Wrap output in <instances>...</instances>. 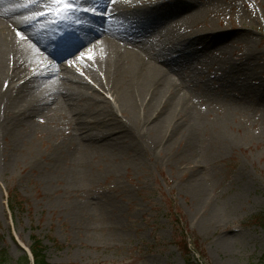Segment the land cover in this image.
<instances>
[{
	"label": "rangeland",
	"instance_id": "374dc122",
	"mask_svg": "<svg viewBox=\"0 0 264 264\" xmlns=\"http://www.w3.org/2000/svg\"><path fill=\"white\" fill-rule=\"evenodd\" d=\"M211 1L189 33L215 29L225 34V48L216 44L203 60L195 57L192 71L221 104L229 84L244 78L235 63L255 77L245 83L257 92L227 117L228 142L216 139L212 122L191 139L168 129L154 140L137 128L132 148L117 160L95 156L82 165L67 155L66 129L43 119L21 140L0 134L6 264H26L32 235L51 264H264V90H257L264 89V0ZM89 43L76 44L60 62L74 63ZM191 100L203 110L198 97ZM210 107L219 122L221 107Z\"/></svg>",
	"mask_w": 264,
	"mask_h": 264
},
{
	"label": "bare ground",
	"instance_id": "6f19581e",
	"mask_svg": "<svg viewBox=\"0 0 264 264\" xmlns=\"http://www.w3.org/2000/svg\"><path fill=\"white\" fill-rule=\"evenodd\" d=\"M153 1L71 0L77 8L67 13L61 0H0V134L21 140L43 119L66 129L67 155L82 165L95 156L117 160L132 148L137 128H147L154 140L168 129L191 139L212 122L220 131L216 139L227 143L223 125L257 93L245 83L255 77L235 63L234 72L244 78L226 87L222 104L216 101L192 63L216 44L225 48L226 36L213 28L189 33L212 1ZM177 13L184 15L173 19ZM85 42L74 63L60 62ZM216 103L219 122L209 117ZM219 218L213 214L210 224Z\"/></svg>",
	"mask_w": 264,
	"mask_h": 264
},
{
	"label": "trees",
	"instance_id": "16d2710c",
	"mask_svg": "<svg viewBox=\"0 0 264 264\" xmlns=\"http://www.w3.org/2000/svg\"><path fill=\"white\" fill-rule=\"evenodd\" d=\"M7 195L9 197V201H11L10 204L12 205L13 208H15L17 204L16 202L18 199L17 196L13 195L11 191L8 192ZM31 238L32 239H31V243L29 244V249L32 254V259H33L32 264H51L48 262V260L45 257V250L47 248H46V245L43 244L42 239L39 237H36L35 235H32ZM53 241H54V244L56 245V240L53 239ZM181 250L188 251V247L186 243L182 244ZM23 260H25L26 264H31V262L27 258V255L23 256ZM6 263H7V260L5 258V253L0 254V264H6Z\"/></svg>",
	"mask_w": 264,
	"mask_h": 264
}]
</instances>
